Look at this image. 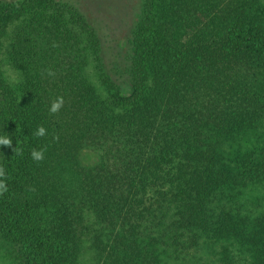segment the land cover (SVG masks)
<instances>
[{"label": "trees", "instance_id": "trees-1", "mask_svg": "<svg viewBox=\"0 0 264 264\" xmlns=\"http://www.w3.org/2000/svg\"><path fill=\"white\" fill-rule=\"evenodd\" d=\"M115 44L116 75L72 0H0V258L264 264V0H139Z\"/></svg>", "mask_w": 264, "mask_h": 264}, {"label": "rangeland", "instance_id": "rangeland-1", "mask_svg": "<svg viewBox=\"0 0 264 264\" xmlns=\"http://www.w3.org/2000/svg\"><path fill=\"white\" fill-rule=\"evenodd\" d=\"M80 11L95 25L97 32L102 38V58L108 71L115 74L116 65L123 60L121 49L117 43L124 42L129 34L130 24L137 13L139 0H99L101 8L90 7L91 0H72ZM94 6V5H93ZM122 54V55H121ZM11 72L7 71V74ZM116 75V74H115ZM115 76L122 85L124 79ZM2 258V257H1ZM0 258V264H11Z\"/></svg>", "mask_w": 264, "mask_h": 264}, {"label": "clouds", "instance_id": "clouds-1", "mask_svg": "<svg viewBox=\"0 0 264 264\" xmlns=\"http://www.w3.org/2000/svg\"><path fill=\"white\" fill-rule=\"evenodd\" d=\"M62 104H63L62 98H57L55 101L52 102L50 106V111L52 113L57 112L62 107ZM45 133H46V130L43 127H39L35 135L38 137H43ZM0 146L12 147L11 139L7 136H0ZM31 155L35 161H41L44 159L43 150H33ZM3 175H4L3 171L0 170V177H2ZM6 190H7L6 185L3 183L2 180H0V192L6 191Z\"/></svg>", "mask_w": 264, "mask_h": 264}]
</instances>
